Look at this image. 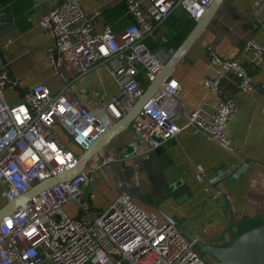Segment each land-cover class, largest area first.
I'll return each instance as SVG.
<instances>
[{"label": "built area", "instance_id": "1", "mask_svg": "<svg viewBox=\"0 0 264 264\" xmlns=\"http://www.w3.org/2000/svg\"><path fill=\"white\" fill-rule=\"evenodd\" d=\"M211 1L124 0L133 21L119 31L109 24L96 31L94 19L99 11L86 12L80 0H54L37 24L54 39L47 58L62 87L51 91L39 82L25 90L19 102L8 103L4 89L18 86V79L6 59L0 65V200L6 203L35 181L72 169L103 131L100 119L91 111L104 110L111 120L119 119L141 97L140 77L151 83L161 71L165 60L148 42L166 40L156 36L157 26L179 10L196 21ZM243 49L264 57V44L252 38L245 40ZM206 50L213 74L203 84L216 101L212 114L205 117L195 109L178 124L182 116L177 109L180 85L172 77L143 104L131 123L134 132L146 140L142 155L188 127L232 148L226 126L235 101L232 94L224 93L222 83L229 81L236 90L249 91L252 78L238 59L220 55L212 44ZM172 52L162 55L167 59ZM98 66L114 80L116 92L105 98L97 89L82 86L73 94L71 83ZM58 130L66 133L80 155L69 148ZM114 159L111 152H103L92 167L44 187L4 215L0 219V264H220L193 245L192 241L205 242L203 236L188 235L189 241L185 233L172 224L164 225L129 193L121 192L103 210L92 208L86 184L94 180L96 171L106 173ZM221 195L230 200L229 194ZM69 202L83 213L79 219L64 208Z\"/></svg>", "mask_w": 264, "mask_h": 264}, {"label": "crops", "instance_id": "2", "mask_svg": "<svg viewBox=\"0 0 264 264\" xmlns=\"http://www.w3.org/2000/svg\"><path fill=\"white\" fill-rule=\"evenodd\" d=\"M80 3L86 12L99 11L94 19L96 31L105 24L119 31L133 21L124 0H80ZM53 4L54 0H3L0 3V65L6 59L10 72L18 79V86L4 89L8 103L19 102L22 93L39 82L45 83L51 91L62 87V81L52 73L47 58V49L54 39L37 24L38 18ZM182 14L180 10L175 11L172 20L180 22L185 16ZM166 19L157 26V37L166 39L170 25ZM247 38L264 44V0H224L172 71L180 85L177 109L182 116L177 120L178 124H183L187 114L195 109L210 117L216 105L203 84V79L213 74L206 50L208 44L214 45L220 55L238 59L251 75L253 84L262 85L264 89V57L258 58L243 49ZM148 42L163 61L169 58L162 55L164 52L174 51L165 44L166 40L149 39ZM94 76L99 78V87L79 84L83 80H93ZM140 82L144 93L151 83L142 76ZM222 84L224 93L232 94L235 101L234 114L226 126L232 148H225L200 130L188 127L160 146L163 157L171 160L187 185L188 194L164 196L150 193L146 186L141 187L144 197L157 203L183 233L203 236L205 242L216 245L228 244L241 232L264 222V92L254 87L249 91L236 90L229 81ZM82 86L97 89L105 98L117 89L102 66L72 82L70 89L76 94ZM146 147L144 137L138 136L130 125L111 139L104 152H111L115 158L112 165L122 169V161L130 164L135 156L145 158L142 152ZM233 169L238 170L236 175H226ZM102 173L95 172L94 180L86 184L90 187L89 201L95 210L105 209L121 193L112 175L108 171L103 173L105 175ZM136 176L134 183L143 174L137 172ZM221 192L229 194L230 200ZM136 202L163 222L153 206ZM4 204L0 200V207ZM64 208L70 215L79 213L72 202Z\"/></svg>", "mask_w": 264, "mask_h": 264}, {"label": "water", "instance_id": "3", "mask_svg": "<svg viewBox=\"0 0 264 264\" xmlns=\"http://www.w3.org/2000/svg\"><path fill=\"white\" fill-rule=\"evenodd\" d=\"M224 0H212L208 9L203 15L195 21L194 26L189 30L180 45L172 52L170 57L165 61L161 71L157 74L150 86L136 101L133 107L117 120H111L104 110L91 111V114L100 119L103 125V131L94 145L83 152L78 158L75 166L68 172L58 176H52L48 179L35 181L26 192L18 197L7 201L0 207V219L16 210L29 197L36 194L44 187L65 180L76 173L82 171L90 158L94 155L101 156L104 148L109 144L111 139L118 133L127 129L134 117L140 113L143 104L157 91L164 89V82L170 80L172 71L179 60L184 56L186 51L205 30L208 22L215 13L216 9ZM255 89L264 92L262 85H255ZM122 169L114 165L107 167V171L112 175L113 181L120 192H126L132 195L136 200L153 206L163 218L164 225L172 224L180 232V228L172 217L167 215L157 203L146 199L141 191L142 186H146L150 193L170 194L173 197L183 196L187 192V185L172 165L171 160L163 157L161 147H156L149 151L145 158L141 155L132 158L130 164L122 161L120 164ZM135 172H140L143 176L135 181ZM82 212L76 215V219L82 216ZM183 233V232H182ZM184 234V233H183ZM189 241H192L188 235L184 234ZM193 245L198 248L199 252L207 257L213 258L220 264H264V222L249 228L225 245H216L204 241H192ZM117 258V255H114Z\"/></svg>", "mask_w": 264, "mask_h": 264}, {"label": "trees", "instance_id": "4", "mask_svg": "<svg viewBox=\"0 0 264 264\" xmlns=\"http://www.w3.org/2000/svg\"><path fill=\"white\" fill-rule=\"evenodd\" d=\"M2 2L3 0H0V3ZM171 15H169L166 19L170 25L166 34L165 44L175 50L185 38L189 30L194 26L195 21L191 18H188L185 13L182 14L185 15V19L183 18L180 22L175 19L172 20L173 14Z\"/></svg>", "mask_w": 264, "mask_h": 264}, {"label": "rangeland", "instance_id": "5", "mask_svg": "<svg viewBox=\"0 0 264 264\" xmlns=\"http://www.w3.org/2000/svg\"><path fill=\"white\" fill-rule=\"evenodd\" d=\"M57 84L59 85V82L56 80ZM79 84L81 85H86V86H89V85H92V86H95V87H99L100 86V82H99V78L96 76L93 77V80H89L88 81H80ZM72 88L74 89L75 86H72ZM58 134L61 136V138L66 142V144L69 146V148L74 152L76 153L77 155H80L81 154V151L79 150V148H77V146H75V144L68 138V136L66 135L65 132L61 131V130H58ZM99 159V156L96 154L94 156H92L90 158V160L87 162L86 164V169L92 167L94 165V163ZM96 173H98L99 175V171H96ZM73 213V212H72ZM231 242V241H230ZM229 243V242H228Z\"/></svg>", "mask_w": 264, "mask_h": 264}]
</instances>
